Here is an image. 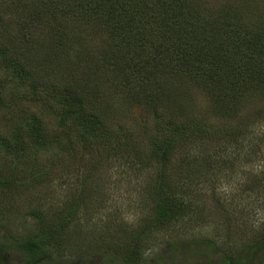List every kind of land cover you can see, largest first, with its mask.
Masks as SVG:
<instances>
[{
  "label": "rangeland",
  "instance_id": "374dc122",
  "mask_svg": "<svg viewBox=\"0 0 264 264\" xmlns=\"http://www.w3.org/2000/svg\"><path fill=\"white\" fill-rule=\"evenodd\" d=\"M30 1L0 0V178L10 181L0 187L1 242L33 230V219L25 218L33 210H45L56 222L57 215L75 206L77 218L62 233L64 248L73 256L61 260L54 249L55 264H101V258H90L92 250L110 246L127 253L136 237L145 264H214L225 252L239 253L264 236V117L259 113L264 98L252 105L251 97H244L237 109L226 107L215 116L209 109L211 93L188 92L189 113L177 119L190 125L188 139L169 159L167 172L174 192L185 191L181 196L189 213L147 231L155 219L152 193L159 188L160 163L150 142L160 130V107L150 108L142 95L127 96L141 76L121 82L116 72L121 69L102 63L110 34L101 36L92 22L88 27L68 16L58 25L43 18L23 39L19 24L31 14ZM36 1L40 6L42 1ZM251 4L264 19V1ZM14 60L30 66L27 84L6 73L7 62ZM177 80L170 81L183 87ZM64 90L82 96L90 112L102 115L100 133L83 137L70 121L63 126L59 98ZM35 98L46 107L34 106ZM31 114L45 124L47 134L57 139L63 133L61 144L41 150L25 139L19 130ZM129 137L143 153L137 161L127 154L136 149L126 142ZM86 138L92 145L83 144ZM189 173L195 185L188 189ZM17 253L9 250L8 264H21Z\"/></svg>",
  "mask_w": 264,
  "mask_h": 264
},
{
  "label": "trees",
  "instance_id": "16d2710c",
  "mask_svg": "<svg viewBox=\"0 0 264 264\" xmlns=\"http://www.w3.org/2000/svg\"><path fill=\"white\" fill-rule=\"evenodd\" d=\"M41 1L38 2L40 6L34 4L36 0L30 1L31 14L19 24L23 39L28 37L31 24L43 18L45 22L58 25L69 17L82 20L88 27L92 22L98 25L101 36L110 34L107 40L111 47L100 58L102 63L121 69H116L121 82H127V78L133 75L141 76L142 82L138 84L135 81L129 87L127 96L132 93L142 95L150 108L160 107V130L150 142L160 163L156 167L159 188L158 192L155 189L152 193L155 219L147 231L164 228L180 220L189 213V206L186 207L182 201L181 194L185 191L177 195L173 184L169 183L167 165L169 159L177 155L179 145L188 139L190 125L185 122L180 124L177 120L189 113L191 97L188 92L202 88L211 93L209 109L214 111L215 116H221V110L226 107L237 109L244 97H251L247 102L252 105L264 98V19L257 7L252 6L254 0ZM217 3L222 6L212 8ZM6 67V73L18 83L27 84L32 77L26 61L7 62ZM172 79H180L177 82L183 87L172 84ZM174 84L178 85L177 89H173ZM139 85L141 88H136ZM31 88L36 89L35 86ZM184 98L189 102H184ZM60 101L63 126H68L67 121H70L72 127L83 131V137L104 129L101 128L102 115L90 112L82 96L64 90ZM40 104L44 108L47 105L35 98L33 105ZM155 113L158 111L155 110ZM259 113L264 117L263 109ZM29 117L24 126H20L24 129L19 130L25 139L36 143L41 150H47L49 145H59V141L61 144L63 133L58 135L57 140L52 134H47L48 128L37 116L31 114ZM127 141L130 143L133 139L129 137ZM83 144L92 145L91 139ZM130 144L136 149L131 148L127 154L137 161L143 153L135 143ZM117 148L121 152L123 146L119 144ZM190 177L189 173L184 180L188 189L195 185ZM9 183V180L0 178V187ZM78 209L79 206H75L67 214L63 212L61 216H55L56 222L49 221V213L43 209L30 212L25 218L33 219V230L29 229L20 237L8 238L7 242L0 240V264H8L9 250L18 251L21 264H53L56 261L54 249L60 252L58 258L61 260L71 258L73 254L64 248L67 245L62 233L66 234L65 229L76 220ZM139 238L131 241L127 253H124V248L121 253L120 247L99 246L90 252V258H101V264H145ZM208 242L210 248L216 247L214 239ZM233 247L235 245L230 246ZM247 247L239 253H232L234 250L225 252L214 264H249L253 260L255 264H262L264 236L261 235ZM255 256H258L257 261Z\"/></svg>",
  "mask_w": 264,
  "mask_h": 264
}]
</instances>
